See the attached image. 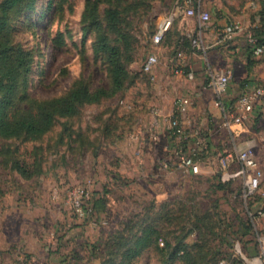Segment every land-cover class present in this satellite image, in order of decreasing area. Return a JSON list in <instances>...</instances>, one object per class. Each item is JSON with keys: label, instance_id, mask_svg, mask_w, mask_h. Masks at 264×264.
<instances>
[{"label": "rangeland", "instance_id": "1", "mask_svg": "<svg viewBox=\"0 0 264 264\" xmlns=\"http://www.w3.org/2000/svg\"><path fill=\"white\" fill-rule=\"evenodd\" d=\"M199 1L201 13L212 15L206 4L229 7L249 26L262 3L252 7L251 0ZM86 3L35 0L32 10L20 7L12 13V41L35 56L29 75L31 100L65 97L78 81L92 90L111 87L109 65L95 53L96 31L88 30L83 20ZM177 4L102 0L103 22L109 8L118 9L119 24L131 43L125 88L100 102L79 105L69 115H57L50 131L38 139L0 136V264H120L147 225L159 231L160 239L128 264H165L178 248L181 259L171 264H264V125L257 127L264 112L257 116L260 120H249L255 132L224 145L232 147L227 154L235 158L227 168L220 160L216 171L231 170L224 178L202 173L206 153L194 158L198 173L146 157L144 143L160 131L157 93L173 86L172 79L169 84L162 76L175 75L169 59L193 52L190 36L177 31L180 24L174 31L179 42L175 47L166 34L163 43H153ZM109 34L116 42L118 36ZM151 54L160 60L152 74L143 70ZM170 96L173 103L184 98ZM171 136L178 143L186 140ZM235 145L244 146L237 158ZM243 152L254 159L253 167L238 159ZM254 177L259 182L250 193L248 181ZM96 193L105 199L102 212L92 210ZM244 222L253 225L252 233L245 234Z\"/></svg>", "mask_w": 264, "mask_h": 264}, {"label": "crops", "instance_id": "2", "mask_svg": "<svg viewBox=\"0 0 264 264\" xmlns=\"http://www.w3.org/2000/svg\"><path fill=\"white\" fill-rule=\"evenodd\" d=\"M205 6L210 9L212 14L211 20L207 23L200 19L201 3L199 0H178V4L172 11L170 25L166 32V37L168 36L172 47L179 44L178 38L174 36V31L180 24L177 31L185 30L184 32L188 36L197 37L203 48L198 50L190 45L193 52L187 55L180 52L177 59H169V62L173 64L175 75L168 78V74L164 73L162 76L167 78L168 83L169 79H172L173 86L159 91L156 98V105L162 111L160 122L156 126V130H160L158 131L159 140L155 142L147 140L143 148L147 158L153 157L158 165L165 167H167L166 163L168 166L174 164L172 160L176 161V153L179 149L195 157L199 156V153H201L200 155L206 153V157L202 161V173L209 176L216 172L220 179L231 171L230 168L216 171L221 167L220 160L229 157V165L235 160L232 155L227 154L232 147L227 148L224 145H227V142L234 145L238 136L255 132L249 122L252 117L242 124H237L231 121L230 115L235 110L238 98L247 88L264 84V57L257 58L251 53L244 33L236 35L230 41L221 42L220 35L223 29L228 24L240 22V20L229 7H216L213 4ZM189 8H193L196 14L188 15ZM244 9L248 11L249 5ZM215 14L219 16V19L213 18ZM184 18L187 19V24H184ZM166 22L167 20L163 24ZM175 22L177 25L172 26ZM249 22L251 23V21ZM253 22L251 27L260 26L258 14ZM167 62L165 61V63ZM218 74H229L230 76L227 91L220 96L216 94L213 87V79ZM167 90H169L168 96ZM170 95L184 96L192 102L178 114L182 125L188 129V136L181 143L173 139L168 129L169 120L175 115L174 99ZM218 101L220 106L216 104ZM261 112H264V103L255 111L253 118L257 120V116L262 115ZM260 122L261 124L259 123L257 126L259 128L264 125V120L261 118ZM243 148L242 145L233 147L236 158ZM216 152L220 155L219 157L214 156ZM160 167L162 168V166Z\"/></svg>", "mask_w": 264, "mask_h": 264}, {"label": "trees", "instance_id": "3", "mask_svg": "<svg viewBox=\"0 0 264 264\" xmlns=\"http://www.w3.org/2000/svg\"><path fill=\"white\" fill-rule=\"evenodd\" d=\"M101 1L87 0L83 20L87 23L88 30L96 31L95 53L103 57L109 65L111 87L92 90L84 81H78L67 96L43 101L31 100L28 93L29 75L33 71L35 56L16 45L10 35L12 13L20 7L32 10L35 0H3L0 4V136L5 138L27 136L38 139L50 131L57 115H69L75 112L79 105L100 102L103 98L113 96L125 88L130 80L127 59H131L129 55L131 43L128 44L129 36L123 32L119 24L118 9L109 8L105 12L106 23L103 22L99 7ZM261 2L258 11L260 26L252 27L260 44L264 43V0ZM109 32L118 36L116 42L111 40ZM188 42L192 45L191 40ZM249 46L253 54V47ZM224 186L225 184H221L219 187ZM105 206L104 197L96 193L92 201V210L102 212ZM244 224L245 234L252 233L253 225L245 222ZM159 239V231L153 225H147L135 238L132 248L122 255L120 264H128L131 258L141 254L145 247L157 244ZM181 250L178 248L170 252L165 264L181 259L179 255ZM184 255L191 256L190 252H185Z\"/></svg>", "mask_w": 264, "mask_h": 264}, {"label": "built area", "instance_id": "4", "mask_svg": "<svg viewBox=\"0 0 264 264\" xmlns=\"http://www.w3.org/2000/svg\"><path fill=\"white\" fill-rule=\"evenodd\" d=\"M259 0H251L250 6L256 7ZM188 15H195L196 11L193 8H189L187 10ZM200 19L207 23L211 20V16L208 12L200 13ZM170 21L164 23L153 37L154 44L162 43L165 34L169 28ZM244 33L246 34L247 41L249 45L253 47V55L257 58L264 57V43L260 44L257 37L255 36L252 27L245 25L242 22H232L228 24L220 35V41H230L234 39V37L238 34ZM191 44L195 49H202L201 41L194 36H190ZM159 63V59L155 54H151L147 57L143 64V70L146 73L152 74L156 65ZM230 81L229 74H218L213 79V87L217 95H222L226 92ZM190 100L188 98H179L175 101V116L174 118L169 121V132L178 137L187 138V133H185L184 127L178 117V114L184 111L185 107L190 104ZM264 103V84L256 85L250 88H247L244 93L238 98L235 110L231 113L230 119L233 123L242 124L244 121L248 120L249 118L253 117L255 111ZM154 114H159L158 110L154 111ZM230 123V122H229ZM158 124V123H157ZM156 124V125H157ZM150 141H158L159 135L152 134L149 137ZM244 165L248 167H253L255 165L254 159L246 152H243L238 157ZM222 166L227 168L230 160L229 157H224L221 160ZM168 166V163L165 164ZM174 167L177 169H181L185 172H199V166L195 162V159L192 155L186 154L183 150L179 149L176 153V161L174 162ZM259 177H254L253 179L248 181L249 192L253 193V191L258 186ZM76 203L80 205V201L77 198Z\"/></svg>", "mask_w": 264, "mask_h": 264}]
</instances>
